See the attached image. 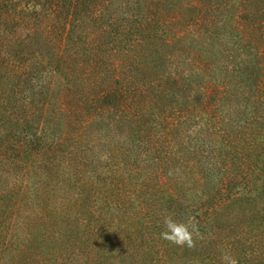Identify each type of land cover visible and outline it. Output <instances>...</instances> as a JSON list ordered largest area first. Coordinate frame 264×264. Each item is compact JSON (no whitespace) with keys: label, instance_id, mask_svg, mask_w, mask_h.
Listing matches in <instances>:
<instances>
[{"label":"trees","instance_id":"1","mask_svg":"<svg viewBox=\"0 0 264 264\" xmlns=\"http://www.w3.org/2000/svg\"><path fill=\"white\" fill-rule=\"evenodd\" d=\"M38 1L0 0V264H264V0Z\"/></svg>","mask_w":264,"mask_h":264},{"label":"rangeland","instance_id":"2","mask_svg":"<svg viewBox=\"0 0 264 264\" xmlns=\"http://www.w3.org/2000/svg\"><path fill=\"white\" fill-rule=\"evenodd\" d=\"M39 3L37 5H35V7H32L30 8V10L32 9H35V11H42L43 13H46L47 15L48 14H51L49 12L48 9H46V7L48 6V4L44 1V0H40L38 1ZM124 7V6H123ZM113 9H116L114 10V12L120 16L118 18V20H122V19H126L128 17V15H126V11L124 10V8H121V0H116V2L113 4ZM35 13V12H34ZM34 15V14H33ZM78 16L80 17V23H79V29H78V32L80 34H83L85 32H87V30H94V29H97V22L93 19V17L91 15H89L88 13H85L83 11L79 12L78 13ZM111 32L113 31L114 32V29L111 28L110 30ZM107 38H110V37H107ZM126 41L123 42V45H121V47H125L126 46ZM144 48H141L139 50V47H137V50L138 52H142ZM78 57H75V62L76 64H78L81 68L83 69H86L87 68V63H88V59H87V54L83 53L82 54V57L80 60H77ZM86 67V68H85ZM80 72H83V76L85 77L84 75V70L83 71H80ZM80 72H77V73H80ZM103 84L100 82L98 84V87L97 89L98 90H102V86ZM84 86V85H83ZM86 86V85H85ZM89 92H91L90 90H88ZM113 243V242H111ZM46 250H48V248H45ZM56 249H59V247L57 246ZM7 262L11 263V260H12V255L8 256L6 258ZM76 263V261H75Z\"/></svg>","mask_w":264,"mask_h":264},{"label":"clouds","instance_id":"3","mask_svg":"<svg viewBox=\"0 0 264 264\" xmlns=\"http://www.w3.org/2000/svg\"><path fill=\"white\" fill-rule=\"evenodd\" d=\"M194 233L196 229L192 226L191 220L187 222L178 221L172 215L164 217V230L161 232V238L177 246H195Z\"/></svg>","mask_w":264,"mask_h":264}]
</instances>
